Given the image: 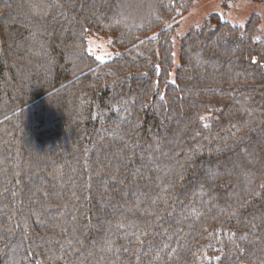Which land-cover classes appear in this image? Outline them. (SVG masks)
<instances>
[{"label":"trees","instance_id":"trees-1","mask_svg":"<svg viewBox=\"0 0 264 264\" xmlns=\"http://www.w3.org/2000/svg\"><path fill=\"white\" fill-rule=\"evenodd\" d=\"M193 2L0 0V264H264V33L176 65Z\"/></svg>","mask_w":264,"mask_h":264},{"label":"rangeland","instance_id":"rangeland-1","mask_svg":"<svg viewBox=\"0 0 264 264\" xmlns=\"http://www.w3.org/2000/svg\"><path fill=\"white\" fill-rule=\"evenodd\" d=\"M211 14H218L232 25H244L256 17L260 32L264 33V0H194L190 10L180 19L173 33V53L177 65V49L180 38L192 27H197ZM89 50L99 60L112 57L109 46L104 39L91 37Z\"/></svg>","mask_w":264,"mask_h":264}]
</instances>
